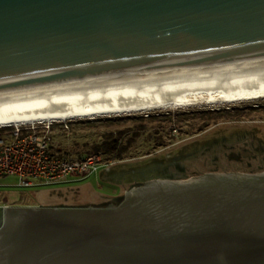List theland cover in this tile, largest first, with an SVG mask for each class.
I'll return each mask as SVG.
<instances>
[{
  "label": "water",
  "instance_id": "1",
  "mask_svg": "<svg viewBox=\"0 0 264 264\" xmlns=\"http://www.w3.org/2000/svg\"><path fill=\"white\" fill-rule=\"evenodd\" d=\"M253 71L264 0H0V99ZM0 264H264V172L0 206Z\"/></svg>",
  "mask_w": 264,
  "mask_h": 264
},
{
  "label": "rangeland",
  "instance_id": "2",
  "mask_svg": "<svg viewBox=\"0 0 264 264\" xmlns=\"http://www.w3.org/2000/svg\"><path fill=\"white\" fill-rule=\"evenodd\" d=\"M47 125L54 147L70 158L92 153L110 137L130 147L122 160L103 156L109 166L86 180L26 189L17 177L1 179L0 196L8 206H104L156 180L264 172V101Z\"/></svg>",
  "mask_w": 264,
  "mask_h": 264
},
{
  "label": "bare ground",
  "instance_id": "3",
  "mask_svg": "<svg viewBox=\"0 0 264 264\" xmlns=\"http://www.w3.org/2000/svg\"><path fill=\"white\" fill-rule=\"evenodd\" d=\"M264 101V71L208 74L0 99V128Z\"/></svg>",
  "mask_w": 264,
  "mask_h": 264
},
{
  "label": "built area",
  "instance_id": "4",
  "mask_svg": "<svg viewBox=\"0 0 264 264\" xmlns=\"http://www.w3.org/2000/svg\"><path fill=\"white\" fill-rule=\"evenodd\" d=\"M12 128H0V180L17 177L20 188L57 186L79 176L86 180L97 174L101 165L109 166L103 156L72 160L61 155L54 147L49 125Z\"/></svg>",
  "mask_w": 264,
  "mask_h": 264
},
{
  "label": "trees",
  "instance_id": "5",
  "mask_svg": "<svg viewBox=\"0 0 264 264\" xmlns=\"http://www.w3.org/2000/svg\"><path fill=\"white\" fill-rule=\"evenodd\" d=\"M129 147L130 145L122 144L121 137L120 138L110 137L108 140L104 141L100 146L96 147L92 153H88L86 156L79 157L76 159L70 158L69 156L68 157L72 160H80L92 156H105V157H114V159L116 160H122L123 156L127 153ZM136 186H140V185H135L134 187ZM122 199L123 196L115 199L113 203L119 204L122 201ZM4 203H8V198L0 196V204H4ZM23 205H28V204H23Z\"/></svg>",
  "mask_w": 264,
  "mask_h": 264
},
{
  "label": "flooded vegetation",
  "instance_id": "6",
  "mask_svg": "<svg viewBox=\"0 0 264 264\" xmlns=\"http://www.w3.org/2000/svg\"><path fill=\"white\" fill-rule=\"evenodd\" d=\"M4 204H6V206ZM4 204H0V206L8 207V205H9V204L7 205V203H4ZM24 206H29V205H24ZM9 207H16V206L14 205V206H9Z\"/></svg>",
  "mask_w": 264,
  "mask_h": 264
}]
</instances>
